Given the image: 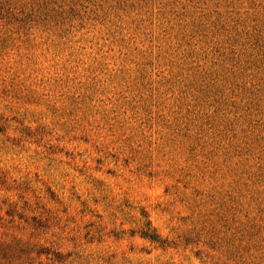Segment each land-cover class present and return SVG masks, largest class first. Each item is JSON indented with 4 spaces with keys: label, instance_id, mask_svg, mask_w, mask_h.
<instances>
[{
    "label": "rangeland",
    "instance_id": "rangeland-1",
    "mask_svg": "<svg viewBox=\"0 0 264 264\" xmlns=\"http://www.w3.org/2000/svg\"><path fill=\"white\" fill-rule=\"evenodd\" d=\"M0 264H264V0H0Z\"/></svg>",
    "mask_w": 264,
    "mask_h": 264
}]
</instances>
